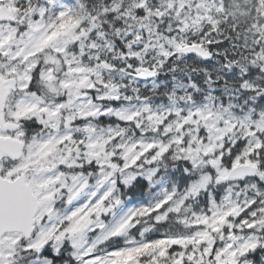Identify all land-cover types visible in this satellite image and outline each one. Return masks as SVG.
I'll return each instance as SVG.
<instances>
[{"label":"snow or ice","instance_id":"6c2138e0","mask_svg":"<svg viewBox=\"0 0 264 264\" xmlns=\"http://www.w3.org/2000/svg\"><path fill=\"white\" fill-rule=\"evenodd\" d=\"M0 264H264V0H0Z\"/></svg>","mask_w":264,"mask_h":264}]
</instances>
